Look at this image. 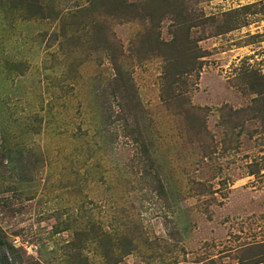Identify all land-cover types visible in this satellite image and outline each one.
Here are the masks:
<instances>
[{"label": "rangeland", "instance_id": "1", "mask_svg": "<svg viewBox=\"0 0 264 264\" xmlns=\"http://www.w3.org/2000/svg\"><path fill=\"white\" fill-rule=\"evenodd\" d=\"M89 1L0 0V259L103 264L94 230L136 219L184 264H264V0H193L182 28Z\"/></svg>", "mask_w": 264, "mask_h": 264}, {"label": "trees", "instance_id": "2", "mask_svg": "<svg viewBox=\"0 0 264 264\" xmlns=\"http://www.w3.org/2000/svg\"><path fill=\"white\" fill-rule=\"evenodd\" d=\"M94 1L95 0H90L89 5L80 11H82V13L88 12L89 14L92 10L91 7L93 6ZM190 2H193V0H150V2L145 1V3L132 2L129 4L127 3V0H110V2H107V5L111 11H108L107 14L112 18L114 17L115 20L122 24L128 22L150 21L156 27L158 26L159 21L163 20L165 16H170L172 19L174 18L176 20V24H179L178 27L182 28L187 24L186 22L192 20V16L196 14L192 12L195 8L189 5ZM196 22L198 24L200 23V21ZM78 26L81 28L75 27L65 31L64 37L66 43L92 40L88 38L87 35H81L86 34L84 32L86 24H78ZM93 27H95V25H93ZM91 29L97 30V28ZM88 33H90V31H88ZM107 79H111V82H114L113 93L115 97H118L121 106L124 107L125 103H128L129 94L127 91L128 83L124 85L126 76L124 72H122V67L120 65L117 66V72L114 74V79L110 77H107ZM172 90L173 91H170L167 94H170L171 96H177L179 94L175 89ZM123 109L126 111L127 107ZM124 115H122L123 118ZM125 129L128 136L132 137L136 134L140 138V133H134L135 128H131L130 125L126 124ZM3 141L4 137H1V147L4 145ZM147 172L148 174L150 173L149 171ZM254 172L256 171H253V173ZM123 225V231H104L103 227H97L94 230L96 241L100 243V251H102V254L104 255L103 264H118L128 256H136V259L147 264L152 263L155 260H158V264L185 263V259L182 258L186 257L187 245L185 238L183 236L179 237L177 232L170 229V231H167L168 236L149 234L144 226L136 219H127ZM177 228L178 227H176V229ZM113 229H115V227H113ZM178 230L179 229H177V231ZM104 238L107 240V244L105 245H103ZM6 245L11 246L0 239V247ZM12 248H14V246ZM8 260L7 256H3L0 259V264H7ZM259 262H252L251 264H258Z\"/></svg>", "mask_w": 264, "mask_h": 264}]
</instances>
